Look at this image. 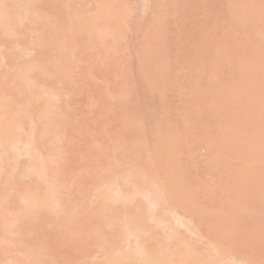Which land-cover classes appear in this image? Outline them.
<instances>
[{"label":"rangeland","instance_id":"374dc122","mask_svg":"<svg viewBox=\"0 0 264 264\" xmlns=\"http://www.w3.org/2000/svg\"><path fill=\"white\" fill-rule=\"evenodd\" d=\"M40 1L0 39V121L15 115L24 140L34 129L64 221L57 228L51 209L32 223L19 216L9 234L0 226V264L33 263L43 247L35 264L104 262L93 240L106 223L94 189L124 170L128 184L161 193L164 209L190 219L196 235L177 229L183 248L217 246L214 256L264 264V0H117L123 14L109 36L98 32L109 22L96 17L83 32L79 17L63 25L65 4L81 14L99 0ZM20 152L0 161V218L43 188ZM70 219L80 232L68 237ZM161 230L149 229L151 243L167 242Z\"/></svg>","mask_w":264,"mask_h":264},{"label":"bare ground","instance_id":"6f19581e","mask_svg":"<svg viewBox=\"0 0 264 264\" xmlns=\"http://www.w3.org/2000/svg\"><path fill=\"white\" fill-rule=\"evenodd\" d=\"M40 0H0V39L3 37H7L8 35L12 34L14 32V29L19 26L21 24H23V22H27L31 20V16L33 14H37L38 12L35 10V5L39 4L37 2H39ZM81 2L80 0H69L70 2ZM98 1V0H97ZM121 2H119V4L124 3V0H119ZM123 1V2H122ZM242 2V0H240ZM41 2V1H40ZM57 2V0H56ZM78 2V3H79ZM99 2V3H98ZM98 2H94L95 6H93L94 8V12H92L93 8H91V10H89V12L83 10L81 14H78L80 12H74V13H69L71 12V8L72 6H68L69 4H65L64 6L66 7V13H65V17L63 19V25L66 27H69V25H71V22L73 20V18H77L79 17V20L81 21V25H80V29L82 30V32L85 29L90 28V23L92 24L93 18H100V20H102L101 22H109V23H105L104 25L101 24L102 26L98 27V32L99 34H103V36H109L111 34V28L112 26H110V22L113 24V27L115 24L118 25V23H120L119 21L121 20V16L123 14L122 10L123 8H121L119 10V5H118V1L117 0H112L110 2V0L108 1H101V2H106L105 4H101L100 0ZM74 3V2H73ZM98 3V4H97ZM86 4V3H85ZM84 4V5H85ZM83 5V7H85ZM90 5V4H89ZM237 5V4H236ZM240 5V3H239ZM88 7V4L86 5ZM235 6V4H234ZM64 7V8H65ZM86 8V7H85ZM84 8V9H85ZM235 11L237 8H234ZM242 10V8L238 9L236 11V13ZM234 11V12H235ZM243 11V10H242ZM241 11V12H242ZM92 12V13H91ZM240 12V13H241ZM234 13V14H236ZM240 13H237V16H240ZM120 17V18H119ZM40 18V17H39ZM94 19L95 22L97 21V19ZM251 18V17H250ZM99 20V21H100ZM95 22H93L95 24ZM246 22V21H245ZM244 22V23H245ZM92 24V25H94ZM116 26V25H115ZM94 28V27H92ZM91 28V29H92ZM102 28V30H101ZM110 31V33H109ZM109 33V34H108ZM242 59V56H240ZM238 57V58H240ZM254 67L256 66L255 63L253 64ZM21 80L20 82L23 81V78L19 79ZM21 87V85L19 86V88ZM18 88V90H19ZM22 89L24 90L23 86ZM20 89V90H22ZM17 90V89H16ZM33 94H35L33 96ZM37 93H32L31 96L32 97H36ZM157 94V92L155 93V95ZM4 102V101H3ZM49 101L47 100L45 103L47 104ZM1 103V101H0ZM44 103V105H46ZM259 104V103H258ZM1 107L3 108L5 107V104H0ZM3 105V106H2ZM20 106L23 107V109H27L24 108L25 104L20 103L18 104ZM260 106L262 107V109H264V105L260 104ZM259 106V108H260ZM19 107V106H18ZM22 107L20 109H22ZM262 109H258L257 111L261 110L260 113H262ZM30 110V108H29ZM27 109L26 112L29 113H25V110L23 112V114L29 116L30 111ZM264 112V111H263ZM257 113V112H256ZM258 113V114H260ZM22 114V115H23ZM263 114V113H262ZM12 116V115H11ZM8 116V118L10 119H5L6 122H2L0 121V149H2V154L0 155V161L2 163H4L6 161V157H10V155H8V152L11 150L14 151L15 150H21V152H23V154L20 152L19 156L22 155V157L24 156L25 160H26V167L29 164L28 168L29 170L26 168V170H28V172L26 171L27 174H33L35 173V175L38 176L39 180L42 181L41 185L43 188L41 189V192H32L30 194L31 196L28 195V197L25 196V198H21V201L23 203V206L18 209L11 210V212L15 213L16 215H14L13 213H9V214H13L11 218V220L9 219H5L4 215L3 218H0V226L5 227L4 230H8V233L5 234H9L10 229H8L12 226L11 224H13V227L16 225H14V223H17L21 217L23 216V219L27 216L30 218V222L32 223L31 219L34 220L35 218L37 219V217L39 216V214H41L40 212H42L43 214L46 212V214L49 213H56V215L58 216V214L60 215V212L58 211V209L61 208V204L57 198L55 189H54V185H53V181L49 178L47 172H46V167L44 164V160L40 159L39 153L37 151V147H36V143H35V138L32 136L34 135L32 132L34 131V129L30 131V133L26 136V139L24 140V138L22 137L21 139V133L18 132V130H22V124L20 123L21 121L16 120V117L13 118L15 115H13V117ZM7 117V116H6ZM16 123H15V121ZM4 120V121H5ZM12 121L15 124H12V126L9 124V122L7 123V121ZM2 122V124H1ZM17 152V151H16ZM19 152V151H18ZM242 154V152H240ZM7 154V155H6ZM240 155V154H239ZM245 155V153H244ZM12 157V155H11ZM21 156L18 158H22ZM27 157V159H26ZM14 158V157H13ZM5 159V160H4ZM28 160V161H27ZM2 165V164H1ZM15 170V169H14ZM33 171V172H32ZM130 171H123L122 173H118V174H114L112 175V177L100 182L99 186L97 188L94 189V201L98 204V206L100 205L102 207V209L100 211H96V212H101L102 216L104 217V219L102 218V223L106 222L104 224V228L101 225V228H98L97 233L93 234L95 236H93V240L97 245V250L99 249L100 253L102 254L101 256V260L104 262H102L103 264H248L249 262H247V259L244 258H234L232 256H230L231 258H226L225 255H215L214 253H216V249H218V247L216 246V249H212L211 252L207 251L208 253L203 254L202 252L196 250L195 248L190 247V245L185 244V246L187 245L188 247L184 248L181 246V243L179 242L180 239H182L178 236L177 234V229H181V227L185 228V231L188 230L187 232H194L195 230H193V226L192 228L190 227V225L192 224H187L190 223L188 221H190V219H188L187 223L184 221V215H179L175 210H167L169 209L166 205V200L164 202L163 198L160 197L159 195H154V197L156 196V198L152 197L151 192L144 190V189H140V187L135 184V185H131L128 183L129 181V176H131V174H129ZM25 173V176L27 175ZM14 174V173H12ZM12 176V175H11ZM23 176V175H22ZM131 185V186H130ZM130 187L131 190H127L126 188ZM150 193V194H149ZM162 198V201L160 200V198ZM231 199V198H230ZM158 200L160 201V203L158 202ZM93 201V205L95 204ZM233 201V199H232ZM232 201L230 200V202L232 203ZM164 202V203H162ZM236 202V203H235ZM145 203L143 206L145 207V209L142 208V204ZM164 205V207H167V209H164V207L162 205ZM236 204H238L237 201H233L232 205L236 206ZM124 206V205H129L128 209H125V211H122L121 213H117V207L118 206ZM96 206V204L94 205ZM124 208H127V207ZM57 210H56V209ZM52 209L53 212H50V210ZM63 209V208H61ZM60 211H64L61 210ZM173 209V208H172ZM58 212H56V211ZM65 213V212H63ZM42 214V215H43ZM104 214V215H103ZM64 215V214H63ZM62 213L59 216L60 218H56V222L55 224H57V228L59 226V228L61 227L62 222L64 221V219L61 221V217L63 216ZM20 216V217H19ZM16 217V218H14ZM20 219H19V218ZM41 217V216H40ZM12 218L13 221H12ZM186 218V217H185ZM60 222L58 223L57 221ZM3 220V224L2 221ZM15 221V222H14ZM71 223H73V220H69ZM104 221V222H103ZM7 222H10L7 224ZM12 222V223H11ZM70 223V224H71ZM74 225H71L70 227L72 228L69 232L67 230V235L68 237L70 235H75L73 234V232H80V228L78 229V226L75 227V223H73ZM7 226V228H6ZM116 229H115V228ZM161 228V232L162 235L166 232L168 233V235L164 234L165 236H169V237H165L167 238V243L166 241H164L167 245L164 244V242H162L160 239L161 238H157L159 241L157 242V239H152V243L149 241V234L150 231L149 229L152 228ZM180 227V228H179ZM190 227V228H189ZM76 228V229H75ZM111 228H114L117 231V235L116 236H112L109 235L110 233L108 232H112L113 229L110 231ZM109 229V230H108ZM79 230V231H77ZM102 230V231H101ZM63 230H61L59 233H61ZM197 232V231H196ZM196 232H194V234L196 235ZM65 231L62 232L61 236L63 234H66ZM70 233V234H69ZM72 233V234H71ZM178 233L180 234V232L178 231ZM77 234V233H76ZM171 234V235H170ZM193 234V233H192ZM191 234V235H192ZM193 234V235H194ZM60 235V234H59ZM163 235V236H164ZM152 236V235H150ZM179 238H178V237ZM71 237V236H70ZM149 237V238H148ZM148 238V240H147ZM164 238V240H166ZM156 240V242H155ZM116 241V244L118 243L119 247H117L118 245H114ZM147 242V243H146ZM148 242H150V244L148 245ZM24 243V242H23ZM26 243V242H25ZM24 243V244H25ZM184 243V240H183ZM180 244V245H179ZM170 245V246H169ZM174 245V246H173ZM180 246L178 251L174 250L176 247ZM123 246V248H121ZM170 247V248H166V247ZM173 246V247H172ZM214 246V247H215ZM171 247L173 250H171ZM182 247V248H181ZM190 247V248H189ZM213 247V248H214ZM178 248V247H177ZM176 248V249H177ZM45 247H43L40 252L37 254L38 255H44L46 251ZM123 252H122V250ZM183 252H182V250ZM121 250V251H120ZM99 251H97V253H99ZM122 253H120V252ZM180 251V252H179ZM214 251V252H213ZM219 252V250H217ZM116 252V253H115ZM117 252L119 253L117 255ZM47 253V252H46ZM99 253V254H100ZM41 255V256H42ZM36 256V258L34 257L33 259V263L31 262H27V263H31V264H35V260H41V256L38 258ZM47 256V255H45ZM222 257V258H218V257ZM223 256L225 258H223ZM44 258V256L42 257V259ZM244 259V260H243ZM30 259H28L29 261ZM25 263V264H27ZM101 263V264H102ZM37 264H39V262H37ZM250 264V263H249Z\"/></svg>","mask_w":264,"mask_h":264}]
</instances>
